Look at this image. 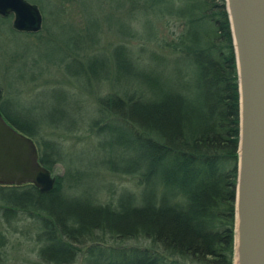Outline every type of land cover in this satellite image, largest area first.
<instances>
[{
	"label": "trees",
	"instance_id": "1",
	"mask_svg": "<svg viewBox=\"0 0 264 264\" xmlns=\"http://www.w3.org/2000/svg\"><path fill=\"white\" fill-rule=\"evenodd\" d=\"M166 1L153 0L151 7ZM172 1L173 9L154 11L149 6L153 25L143 55H133L121 44L114 48L115 65L121 69V62L126 63L133 93L100 98V116L86 122L88 127L99 125L98 134L115 129L121 136L125 127L120 142L133 148V158L124 167L108 168L131 174L138 189L128 199L119 196L113 205L83 203L67 195L63 176L48 192L30 183L0 184L6 218L13 217L15 208L34 212L42 229L38 240L44 242L38 255L46 262L72 264L80 251L77 245L101 234L147 240L146 248L131 251L137 256L131 264H232L239 92L226 1ZM171 17L180 21L179 32L160 37V26ZM94 57L81 62L86 80H92L94 71L95 80L107 81L108 73H96L107 67L106 60L98 63ZM4 101L0 112L33 139L39 161L49 169L61 161V145L37 136L44 126L68 131L76 120L56 127L49 119L11 111ZM74 170L65 176L69 189L78 175ZM98 248L104 247L96 242L89 248L85 261Z\"/></svg>",
	"mask_w": 264,
	"mask_h": 264
},
{
	"label": "rangeland",
	"instance_id": "2",
	"mask_svg": "<svg viewBox=\"0 0 264 264\" xmlns=\"http://www.w3.org/2000/svg\"><path fill=\"white\" fill-rule=\"evenodd\" d=\"M27 1L42 7L44 20L38 31H17L12 28L13 15L6 19L0 16V103L7 99L4 102L9 110L49 119L56 127L76 120L68 131L44 126L37 136L39 141L49 139L62 147L63 159L50 171L55 178L64 177L67 195L83 203L116 205L119 196L128 199L138 185L131 174L108 167L126 166L127 160L133 158V148L121 143L125 127L121 136L115 129L98 134L99 125L88 127L86 122L100 116V98L133 93L126 63L122 61L124 68L117 69L112 54L120 44L131 49L133 55L144 54L149 45L145 36L153 25L149 21L153 0H40V6L34 0ZM172 2L167 0L151 8L173 9ZM180 25L171 17L169 24L160 26V37L170 38L179 32ZM130 34L133 36L127 37ZM142 55H137L140 61ZM91 57L98 63L106 60L107 67L96 73H108L107 81L95 80L94 71L90 72L92 80H86L82 63ZM74 168L78 175L71 180L74 187L69 189L65 176L68 169L75 171ZM13 212V217L6 218L0 206V239L4 240L0 264H51L38 255L42 241L37 235L42 229L34 212L19 208ZM97 235L93 238L97 240L77 245L80 251L72 264H131L137 257L131 251L149 245L143 238ZM96 242L104 248L94 249L85 261V252Z\"/></svg>",
	"mask_w": 264,
	"mask_h": 264
},
{
	"label": "water",
	"instance_id": "3",
	"mask_svg": "<svg viewBox=\"0 0 264 264\" xmlns=\"http://www.w3.org/2000/svg\"><path fill=\"white\" fill-rule=\"evenodd\" d=\"M239 92V139L232 264H264V0H225ZM13 27L38 31L39 8L27 0H0ZM56 178L41 164L33 140L0 112V184L53 189Z\"/></svg>",
	"mask_w": 264,
	"mask_h": 264
}]
</instances>
